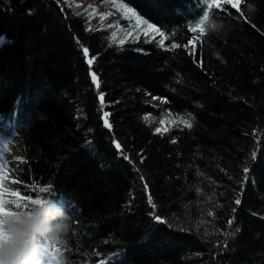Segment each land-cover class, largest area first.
<instances>
[{
    "label": "trees",
    "instance_id": "trees-1",
    "mask_svg": "<svg viewBox=\"0 0 264 264\" xmlns=\"http://www.w3.org/2000/svg\"><path fill=\"white\" fill-rule=\"evenodd\" d=\"M111 1L164 35L93 24L73 0H0V184L73 200L65 264H264V0H215L226 27L203 34L202 0ZM177 114L192 127L155 130Z\"/></svg>",
    "mask_w": 264,
    "mask_h": 264
},
{
    "label": "clouds",
    "instance_id": "clouds-1",
    "mask_svg": "<svg viewBox=\"0 0 264 264\" xmlns=\"http://www.w3.org/2000/svg\"><path fill=\"white\" fill-rule=\"evenodd\" d=\"M255 11V4H248V14ZM202 19L203 16L194 22ZM225 27L223 21L209 15L206 22L208 32H222ZM71 224L69 211L53 198H46L43 204L33 206L29 211L0 216V228L9 237L7 241L0 240V264H65L62 258L54 259L49 253L63 243Z\"/></svg>",
    "mask_w": 264,
    "mask_h": 264
},
{
    "label": "snow or ice",
    "instance_id": "snow-or-ice-1",
    "mask_svg": "<svg viewBox=\"0 0 264 264\" xmlns=\"http://www.w3.org/2000/svg\"><path fill=\"white\" fill-rule=\"evenodd\" d=\"M228 2L231 3V0H228ZM202 3L207 9V11H204L202 13L203 19L199 20L198 23H195L194 26L191 27V30L193 32H196L199 29L201 34H203L205 31L203 26L206 24L209 18V13L211 9L214 6L218 7V5H215V0H202ZM233 7H238V5L234 4ZM120 8L123 9L126 13L131 14V16L134 17L135 21L138 24L146 25V27L150 29L153 33H158L161 36L164 35V33L161 32L160 29L157 28L154 24L149 23L148 20L146 19L142 20L141 17L137 15V13L133 10V8L127 7L124 4H121ZM192 38L195 39V37H192ZM123 42L124 41H120V43H123ZM159 43L163 45L164 41L161 40ZM175 47H177V45L173 44L172 48H175ZM87 51H88L87 49H84L85 53H87ZM91 63L92 61L90 60L89 64ZM92 78L93 80L96 79L95 73H93ZM102 99L103 97L101 96V100ZM189 119H191V117H189ZM190 126L191 125H189V127ZM116 147L119 148L120 145L117 144ZM4 151L5 152L8 151V142H6L4 145ZM7 166H8V161L0 158V173L4 174L3 176H0V181L6 180L7 178V171H8ZM16 183H17V180L15 179L10 182V184H13V185ZM25 187L27 188V185H25ZM28 191L36 192L37 193L36 197L26 198L24 195H21L20 191H10V186H3L2 184H0V216H14V215H17L19 212L29 211L30 208L33 206L43 204L46 198L41 197L39 194L47 193L50 191V189L48 187H37L35 184H33L31 188L28 189ZM5 197H10V198H5ZM236 203L239 204L240 201L237 200ZM156 218L159 219V217H156ZM229 223H231V221H229ZM7 239H9L7 233L3 230V228H0V240L7 241ZM49 254L54 259H56L58 254H60V249L52 248Z\"/></svg>",
    "mask_w": 264,
    "mask_h": 264
},
{
    "label": "rangeland",
    "instance_id": "rangeland-1",
    "mask_svg": "<svg viewBox=\"0 0 264 264\" xmlns=\"http://www.w3.org/2000/svg\"><path fill=\"white\" fill-rule=\"evenodd\" d=\"M72 1V0H71ZM73 3L78 5L86 6L87 14L92 19V23H98L102 25L105 24H113L110 23L111 21L117 20L120 17H127L129 18L128 25L130 28V34H137V35H150L151 37H160L158 33H153L150 29L146 27L144 24H138L134 17H132L129 13H126L123 9L115 5V3L111 0H73ZM223 0L219 2L222 4ZM143 20V19H142ZM103 27V25L101 26ZM107 28V27H106ZM154 39V38H151ZM174 118L171 116L166 120V127L171 125L174 122Z\"/></svg>",
    "mask_w": 264,
    "mask_h": 264
},
{
    "label": "bare ground",
    "instance_id": "bare-ground-1",
    "mask_svg": "<svg viewBox=\"0 0 264 264\" xmlns=\"http://www.w3.org/2000/svg\"><path fill=\"white\" fill-rule=\"evenodd\" d=\"M92 73L97 74L96 69H94V68H90V69H89V75H91ZM90 77H91V76H90ZM91 81H92V79H91ZM92 84H94V85H93V88H94V86H95L96 88H99V86H100V80H99V82H98L97 84H95V83L92 81ZM101 96H102V95L99 94V99H100L101 102H103V101H104V98L101 100ZM102 97H103V96H102ZM173 118H174L175 121L172 122L171 125H173V126L176 127V128H179V127H181V126H185L184 129H190V128L192 127V126L187 127V126H189L190 121H189L188 117H185V116H183L182 114H177V115H175ZM165 127H166V120L163 119V120L160 122L159 128L156 127L155 130L158 129V132H162L161 129L165 130V129H166ZM160 128H161V129H160ZM182 128H183V127H182ZM179 130H182V129L180 128ZM114 139H115V138H112V140H114ZM117 141H119V140L117 139ZM116 143H117V142H116ZM118 151H119V153H118V159H122V160H125V161L129 162L130 165H131L132 167H135V166H136L135 163L132 162V159H133V158H132V155H131V153L127 150V148H125L123 145H120V147L118 148ZM63 199H65V200L67 201L68 205H69V206H66V207H65L66 210H68V211L71 213V215H73V216L77 215V214H78V211L75 210V203L73 202V200H72L70 197H68L66 194L61 193V195H60V200H59L58 203L63 202ZM153 205H155L154 202H153ZM63 206H64V205H63ZM155 206H156V205H155ZM156 217H159V219H157ZM153 221H158V222H161V223H165L166 227L169 226V220L164 219L162 216H160V215L158 214V212L155 213V215H154V220H153Z\"/></svg>",
    "mask_w": 264,
    "mask_h": 264
},
{
    "label": "water",
    "instance_id": "water-1",
    "mask_svg": "<svg viewBox=\"0 0 264 264\" xmlns=\"http://www.w3.org/2000/svg\"><path fill=\"white\" fill-rule=\"evenodd\" d=\"M92 75H93V73L90 75V76H91V79H92V81H93L95 84H97V83L99 82V77H98V75H97V74H95V76H96V79H95V80H93V78H92Z\"/></svg>",
    "mask_w": 264,
    "mask_h": 264
}]
</instances>
